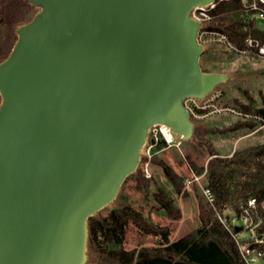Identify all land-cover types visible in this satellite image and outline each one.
I'll return each instance as SVG.
<instances>
[{"label":"water","instance_id":"1","mask_svg":"<svg viewBox=\"0 0 264 264\" xmlns=\"http://www.w3.org/2000/svg\"><path fill=\"white\" fill-rule=\"evenodd\" d=\"M0 63V264H87L88 221L135 173L154 126L195 134L197 7L219 0H28ZM153 143V140H151Z\"/></svg>","mask_w":264,"mask_h":264},{"label":"trees","instance_id":"2","mask_svg":"<svg viewBox=\"0 0 264 264\" xmlns=\"http://www.w3.org/2000/svg\"><path fill=\"white\" fill-rule=\"evenodd\" d=\"M38 11L28 0H0V63L7 59L17 41L16 30L29 23ZM209 15L210 20L203 25L202 30L226 35L237 49L247 50L248 39L264 44V28L258 26L256 19H250L251 13L246 11L243 0H219ZM10 38L13 43L8 46ZM241 110L260 117L261 124H264V108L253 110L251 106L241 105ZM254 127L252 123L241 122L236 128ZM191 142L197 148L207 150L210 156L206 168V187L215 195L217 210L221 211L226 205L235 206L252 196L264 198V144L236 152L231 157H222L197 125ZM165 146L161 138V142L155 146L156 151ZM157 165L174 192L184 195L186 179L162 160ZM196 172L199 176L203 169ZM130 178L141 182L145 190L153 182L141 174ZM152 196L169 219L181 218V211L175 206L174 199L163 189L155 187ZM112 205L106 214L98 213L88 221V259H93L95 255L100 264H244L235 241L207 201H199V226L175 241L170 240L168 227L148 220L125 202L122 195ZM129 224L147 235L159 237V246L126 250L124 234Z\"/></svg>","mask_w":264,"mask_h":264},{"label":"rangeland","instance_id":"3","mask_svg":"<svg viewBox=\"0 0 264 264\" xmlns=\"http://www.w3.org/2000/svg\"><path fill=\"white\" fill-rule=\"evenodd\" d=\"M256 21L260 28H264V21L259 19ZM3 35L5 37V32ZM199 41L204 47L200 57L202 71L225 74L228 79L207 97L217 108L224 110L214 112L212 108L206 117L191 116L192 121L222 157H231L236 152L264 144V124L253 118H242L227 110L242 111L241 105L251 106L253 110L264 108V57L251 51L237 53L211 36L203 35L202 38L199 37ZM12 43L13 39L10 38L8 46ZM241 122L252 123L255 127L237 129ZM160 142L161 139L158 143ZM155 146L150 149L148 143L142 148L139 164L132 174H141L145 179H151L153 182L150 188L145 190L141 182L131 180V175L121 186L118 196L122 195L125 202L140 211L151 222L168 227L170 240L175 241L199 226V201L200 199L207 201L203 189L207 186L206 168L210 156L207 150L197 148L191 140L182 141L179 147L166 144L160 151H156ZM159 160L166 162L186 180L192 179L194 175L198 176L196 171L203 169L199 175L200 180L190 187L185 185L184 195H177L157 165ZM192 165L195 167L193 170ZM155 187L163 189L174 199L175 206L181 211L179 220L169 219L154 200L152 193ZM112 207L111 204L99 213L106 214ZM159 244V237L147 235L132 224L127 226L124 234L126 250L156 247ZM88 260L87 264H100L95 255L93 259Z\"/></svg>","mask_w":264,"mask_h":264},{"label":"built area","instance_id":"4","mask_svg":"<svg viewBox=\"0 0 264 264\" xmlns=\"http://www.w3.org/2000/svg\"><path fill=\"white\" fill-rule=\"evenodd\" d=\"M216 4V3H215ZM215 4L207 7H197L191 12V17L200 22L202 26L210 20L209 11L215 7ZM246 11L251 13L250 19H259L264 21V0H243ZM203 35L214 37L220 43L227 45L230 49L237 53L254 52L260 57H264V44L260 45L251 39L247 40L248 49H237L227 38L226 35L218 32L204 31L201 29L199 37ZM186 109L190 115L195 118L206 117L214 112H221L224 109L217 108L210 99L202 101L197 99H187L184 102ZM242 118H253L262 123L258 116L227 109ZM175 134L165 126H154L149 131L148 142L150 149L153 148L162 138L167 145L179 147L182 143L180 138H175ZM153 140V143L151 142ZM149 156V155H148ZM150 157V156H149ZM200 177L194 175L190 180H186L187 187L194 182L199 181ZM203 194L207 202L216 210V216L219 222L229 232L237 245L238 252L244 264H264V198L249 197L246 200L239 201L235 206L226 205L221 211L216 209L215 195L209 188L203 189Z\"/></svg>","mask_w":264,"mask_h":264},{"label":"crops","instance_id":"5","mask_svg":"<svg viewBox=\"0 0 264 264\" xmlns=\"http://www.w3.org/2000/svg\"><path fill=\"white\" fill-rule=\"evenodd\" d=\"M182 237H183V236H182ZM179 238H181V237H179ZM179 238H178V239H179ZM176 240H177V239H176Z\"/></svg>","mask_w":264,"mask_h":264}]
</instances>
